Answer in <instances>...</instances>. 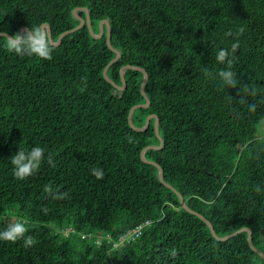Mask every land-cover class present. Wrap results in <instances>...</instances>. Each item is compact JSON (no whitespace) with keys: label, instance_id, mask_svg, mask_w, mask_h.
Listing matches in <instances>:
<instances>
[{"label":"trees","instance_id":"16d2710c","mask_svg":"<svg viewBox=\"0 0 264 264\" xmlns=\"http://www.w3.org/2000/svg\"><path fill=\"white\" fill-rule=\"evenodd\" d=\"M78 6L96 33L109 20L115 83L123 65L148 72L150 106L133 122L159 116L163 146L145 156L174 188L141 156L161 145L155 118L143 131L129 123L146 103L144 72L126 69L123 90L106 80L117 55L106 34L85 24L51 60L10 53L0 35V230L15 218L36 241L0 240V264H264L248 231L218 240L179 195L218 236L248 227L264 252V0H0V32L49 23L58 41L79 24ZM236 40L232 87L216 55ZM34 146L45 159L17 179L11 157Z\"/></svg>","mask_w":264,"mask_h":264},{"label":"clouds","instance_id":"9594fccd","mask_svg":"<svg viewBox=\"0 0 264 264\" xmlns=\"http://www.w3.org/2000/svg\"><path fill=\"white\" fill-rule=\"evenodd\" d=\"M244 32V28L238 29L236 35L240 36ZM226 35H232L231 32L226 33ZM5 47L10 53H14L18 56H37L40 59L51 60L52 53L54 51L53 41L49 34V31L43 25H36L35 27H30V29H25L23 32L13 33L11 36L7 35L5 41ZM239 40L231 44L230 49L222 48L218 51L216 55V60L219 63H227V68L219 71L218 76L223 80L224 83L236 87L237 81L235 79V73L231 71L232 59L231 57L239 49ZM207 74V69H205ZM45 159V148L41 146H34L30 150L25 151L23 148L19 147V150L11 157V163L14 166V175L17 179L23 180L27 177L35 174L40 168L41 163ZM48 163L55 167L53 163V157L51 154L47 157ZM93 174L97 179L103 178L102 169H92ZM44 191L54 198H63L67 196L64 193L62 196H57L53 193L51 185H46ZM28 232L26 227V222L24 221H13L7 224L3 230H0V240L17 242L23 239L25 247L32 246L36 243L32 236H25ZM175 255V252L173 253Z\"/></svg>","mask_w":264,"mask_h":264},{"label":"water","instance_id":"95a60500","mask_svg":"<svg viewBox=\"0 0 264 264\" xmlns=\"http://www.w3.org/2000/svg\"><path fill=\"white\" fill-rule=\"evenodd\" d=\"M79 10H83V11H85V12H86V16H85V17L80 16V15L78 14V11H79ZM73 12H74V16H76V18L79 19V21H80L79 24H78L77 26H75L74 28H72V29H69V30L64 31V32L60 35L58 41H54L53 38H52V29H51L50 24H49V23H43L42 25H43V26L49 31V34H50V36H51V38H52V41H53V44H54V45H59V44L62 42V40H63V38H64V36H65L66 34H68V33H70V32H73V31H75V30L80 29V28L83 27L85 24L88 25L91 34H92L95 38H101L102 36H104V35L106 34V36H107V44H108V46H109L113 51H115L117 55H116V57H115V58H114V59H113V60H112V61H111L106 67H105L103 74H104V77H105L106 80H108L110 83H112L114 86L118 87L119 89H122V90H123V89L125 88V86H126V80H125V70H126V69H137V70H140V71L144 72V78H143V82H142V85H141V91H142V94H143V95L145 96V98H146V103H144V104H136V105H134V106L130 109V112H129V123H130V125H131L133 128H135L136 130H138V131H143V130L147 129V127L149 126V123H150L151 118H155V130H156V133H157L158 137L161 139V145H159V146H157V145H149V146H147V147L142 151L141 156H142V159H143L144 161H146V162H148V163H151V164H155V165L159 168V176H160V179H161L162 182H164L167 186H169V187H171V188H174V186H172L171 184H169V183H167V182L165 181V178H164V169H163V167H162L159 163L147 159L146 156H145V151H146L147 149H150V148H161V147L163 146V138L161 137V135H160V130H159V123H160L159 116H158L157 114H154V113L148 115L147 120H146V123H145L144 126H142V127H138V126H136V125L134 124V122H133V112L135 111V109H137V108H139V107H149V106H150V99H149V97H148V95H147V93H146V85H147V83H148V79H149V77H148V72L146 71L145 68L140 67V66H134V65H129V64H127V65H123V66L121 67V70H120V72H121V77H122V80H123V85H118L117 83H115V82L109 77V75H108V69H109V67L111 66V64H113L115 61H117V60L121 57V53H120L119 50H117L116 48H114L113 45H112V43H111V28H110L109 20H108V19H102V20L100 21V30H99L98 33H96V32L94 31V29H93V23H92V19H91V17H90V13H89V8H88V7H85V6H78V7H75V8H74ZM25 29H30V28L27 27V26H23V27H21V29H20L19 31H20V32H23V30H25ZM0 35H6V36L8 35V36H11V34H9V33H5V32H0ZM174 190H175V189H174ZM177 192H178V191H177ZM179 195H180V200H181L183 206L186 208V210H188V211H190V212H192V213H195L196 215L200 216V217H201V218H202V219H203V220L209 225V227L211 228V231H212L213 235H214L218 240H226L227 238L231 237L232 235H234V234H236V233H239V232H241V231H248V233H249V243H250L251 247H252L257 253H259V254L264 258V252H263L262 250L258 249V248L254 245V243H253L252 230H251L250 228H248V227H244V228H242V229H240V230H238V231H236V232H234V233H231V234H229V235H227V236H225V237H220V236L217 235V233H216V231H215V227L213 226V224H212V223H211V222H210L205 216H203V215L200 214L199 212H196V211L192 210V209L186 204L185 199H184V196H183L181 193H179ZM263 232H264V229H263Z\"/></svg>","mask_w":264,"mask_h":264},{"label":"built area","instance_id":"2783aa9c","mask_svg":"<svg viewBox=\"0 0 264 264\" xmlns=\"http://www.w3.org/2000/svg\"><path fill=\"white\" fill-rule=\"evenodd\" d=\"M147 223H149V222L147 221ZM142 227H143V225H138L137 226V231H139Z\"/></svg>","mask_w":264,"mask_h":264},{"label":"rangeland","instance_id":"374dc122","mask_svg":"<svg viewBox=\"0 0 264 264\" xmlns=\"http://www.w3.org/2000/svg\"><path fill=\"white\" fill-rule=\"evenodd\" d=\"M13 221L15 220V218L12 219Z\"/></svg>","mask_w":264,"mask_h":264}]
</instances>
